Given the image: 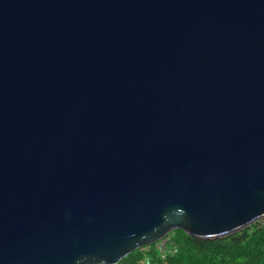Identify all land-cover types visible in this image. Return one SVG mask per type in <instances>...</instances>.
<instances>
[{
    "label": "water",
    "instance_id": "water-1",
    "mask_svg": "<svg viewBox=\"0 0 264 264\" xmlns=\"http://www.w3.org/2000/svg\"><path fill=\"white\" fill-rule=\"evenodd\" d=\"M261 218L264 0H0V264Z\"/></svg>",
    "mask_w": 264,
    "mask_h": 264
},
{
    "label": "trees",
    "instance_id": "trees-1",
    "mask_svg": "<svg viewBox=\"0 0 264 264\" xmlns=\"http://www.w3.org/2000/svg\"><path fill=\"white\" fill-rule=\"evenodd\" d=\"M164 249L159 240L140 247L116 264H264V218L217 239H203L175 229Z\"/></svg>",
    "mask_w": 264,
    "mask_h": 264
},
{
    "label": "built area",
    "instance_id": "built-area-1",
    "mask_svg": "<svg viewBox=\"0 0 264 264\" xmlns=\"http://www.w3.org/2000/svg\"><path fill=\"white\" fill-rule=\"evenodd\" d=\"M159 247L164 249V245L167 242L166 236L159 240Z\"/></svg>",
    "mask_w": 264,
    "mask_h": 264
},
{
    "label": "rangeland",
    "instance_id": "rangeland-1",
    "mask_svg": "<svg viewBox=\"0 0 264 264\" xmlns=\"http://www.w3.org/2000/svg\"><path fill=\"white\" fill-rule=\"evenodd\" d=\"M258 220H259V219H258ZM258 220H257V221H258ZM255 222H256V221H255Z\"/></svg>",
    "mask_w": 264,
    "mask_h": 264
}]
</instances>
